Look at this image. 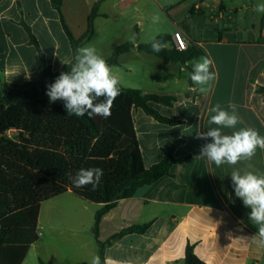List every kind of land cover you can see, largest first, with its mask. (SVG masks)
I'll use <instances>...</instances> for the list:
<instances>
[{"label": "crops", "instance_id": "obj_1", "mask_svg": "<svg viewBox=\"0 0 264 264\" xmlns=\"http://www.w3.org/2000/svg\"><path fill=\"white\" fill-rule=\"evenodd\" d=\"M97 2L62 0L60 11L74 39L87 33L88 19ZM259 2L105 0L100 3L94 34L80 47L101 37L103 30L106 39L116 31L135 34L134 41L100 43L98 52L109 53L107 60L127 41L141 44L138 39L151 29L152 17L159 15L161 23L164 18L169 20L174 32H181L185 40L194 29L201 30L199 40L193 43L214 61L216 73L202 92L196 84H189L186 66L151 56L155 58L153 71L144 74L142 86L136 89L175 96L173 107L155 103L151 106L179 124H162L141 109H133L144 164L150 168L159 163L163 148L179 140L183 143L176 149L175 157H190L183 164L173 165L171 176L140 188L134 197L119 201L101 217L98 229L101 243L125 229L149 226L144 234H126L107 246L103 261L109 257L116 264H185L186 248L192 246L205 264H264V243L257 235L258 226L249 219L250 209L235 196L230 176L234 167L242 174L245 170L264 174V150L258 148L251 160L219 168L196 158L201 147L211 142L197 139L196 134L216 127L208 121L214 114L210 109L217 103L227 111L234 106L243 121L235 129H223L225 134L251 127L264 136V94L258 92L260 87L264 88V27L260 25L263 15L255 11ZM197 5L202 6L200 11L195 10ZM209 17L215 18V25L209 26ZM100 23L105 24L104 29L98 27ZM24 25L35 35L42 55L31 43ZM76 51L50 0H0V93L4 87L39 80L42 56L56 71L73 62ZM142 54L150 56L133 48L119 58L118 65L111 66L120 87L135 88L121 72L133 75L137 66L132 60L144 59ZM122 82L130 87L121 86ZM98 209V205L83 201L72 192L43 203L38 220L39 240L29 249L24 264L31 252L49 264H90L99 251L93 234Z\"/></svg>", "mask_w": 264, "mask_h": 264}, {"label": "trees", "instance_id": "obj_2", "mask_svg": "<svg viewBox=\"0 0 264 264\" xmlns=\"http://www.w3.org/2000/svg\"><path fill=\"white\" fill-rule=\"evenodd\" d=\"M57 9L64 32L74 49L92 38L98 17V0L88 19L87 33L76 40L65 24L60 8L62 0H50ZM204 23V20L201 24ZM260 25L264 27V15ZM31 43L41 53L40 45L31 29L24 25ZM167 47L154 52L151 43L135 45L127 41L118 46L106 60L118 65L119 58L136 48L139 52L158 59L186 66L189 73L192 61L206 57L205 51L191 42L188 49L178 51L170 34L156 37ZM42 55V53H41ZM75 61L53 70L42 56L43 71L39 80L21 86L4 87L0 93V264H24L29 249L39 240L38 220L41 205L67 192L79 199L98 205L93 234L98 243V255L126 234H144L148 225L134 226L111 237L106 243L98 240L101 217L125 199L134 197L142 187L171 176V167L185 163L190 156L175 157L183 143L176 141L162 150L159 163L145 166L139 147L132 115L141 109L146 115L166 125H177L151 106V103L173 107L176 97L144 93L139 89L121 88L114 101L111 116H68L64 101L49 102L47 86L62 73L70 70ZM189 84L193 82L189 75ZM264 94V88L258 89ZM15 131L11 138L9 133ZM101 168L103 177L98 187L77 188L69 178L79 169ZM40 264H49L41 259ZM185 264H205L194 253L192 246L185 251Z\"/></svg>", "mask_w": 264, "mask_h": 264}, {"label": "clouds", "instance_id": "obj_3", "mask_svg": "<svg viewBox=\"0 0 264 264\" xmlns=\"http://www.w3.org/2000/svg\"><path fill=\"white\" fill-rule=\"evenodd\" d=\"M255 11L264 15V0L255 5ZM160 22L159 15L152 17V23ZM135 40V34L130 37ZM154 52H160L167 47L166 42L155 37L151 40ZM55 55V53H54ZM74 63L67 72H62L53 83L47 86L46 95L50 103L64 101L68 116H87L93 119L97 116L107 119L111 116L114 101L121 93L119 78L113 74L111 66L106 62L98 50L92 46H82L77 49ZM214 61L208 57H201L192 64L189 73L191 81L196 85H208L215 79ZM210 127L206 132L196 134L197 139L211 142L205 143L196 158L205 159L217 168L222 165L235 166L238 162L251 160L257 149L264 150V136L251 127L240 128L225 134V128L235 129L243 121L236 108L224 110L219 103L210 109ZM103 169H79L75 175L68 174L73 185L77 188L92 186L95 190L103 177ZM235 196L240 198L245 207L250 209L249 219L258 226V237L264 243V174L253 171H243L233 168L230 174ZM255 238V237H254ZM90 264H102L101 257L95 255ZM103 264H116L109 257H105Z\"/></svg>", "mask_w": 264, "mask_h": 264}, {"label": "rangeland", "instance_id": "obj_4", "mask_svg": "<svg viewBox=\"0 0 264 264\" xmlns=\"http://www.w3.org/2000/svg\"><path fill=\"white\" fill-rule=\"evenodd\" d=\"M155 13H157V12H155ZM211 16H212V14H211ZM243 16H245V15H243ZM163 21H164L163 23H161V22H159L157 24L151 23L150 26H149V28H151V29L146 31L143 34V36L140 39H138L139 42L142 43V44H147V43L151 42L153 37L156 38L157 36L162 35V34L173 33L174 30H175V27L173 26V24L169 20H167L166 18H164ZM214 21H215V18L212 19V18L209 17V20H208L209 26L210 25H215ZM98 27L100 29H102V28L104 29L105 28V24L100 23V24H98ZM116 30H117V28H116ZM150 30H152V32H150ZM200 32H201V30L199 28L194 29L190 35L186 36V40L188 42H190V43L191 42H196L197 40H199V37L201 35ZM119 34H121V35H119ZM120 36H122V37H120ZM104 37H105V32L103 30V31H101V37L95 38V40L89 45L94 46L98 50V47H99L100 43H105V44L108 43V45H115V44H117L120 41L123 42L124 40H131L130 39L131 36L125 34L123 31L120 32V33H119V31H116L115 35H112L108 39H106ZM187 45H188V43H187ZM99 54L102 55L104 59L109 56V53H99ZM143 57H145V58L144 59L138 58L136 60H132V62H134L136 64V66H137V70L135 71V73L133 75H128L125 70H123L121 72L122 76L124 78H126V80H128L129 84H131V86H135V88H133V89H136V88L142 86L141 81H142V78H143L144 74L147 75L148 72L153 71V69H152L153 68L152 61L155 58H153L151 56H144V55H143ZM148 59H150V60H148ZM199 60H200V58L192 61L191 62V67H192V64L194 62L199 61ZM143 68H144V71H143ZM159 71H162L161 68H159ZM186 71H187V73H189L188 70H186ZM112 72L114 74V70H112ZM121 84H123L121 86L130 87V85H128V84H126L124 82H122ZM197 87L202 92H203V90H205V85H197ZM15 135H16L15 131H11L9 133V136L11 138H13ZM42 220H43V218H42ZM43 221H47V220H43ZM39 260H40V257L36 256L35 252H31V254H29V256L27 258V264H40Z\"/></svg>", "mask_w": 264, "mask_h": 264}, {"label": "built area", "instance_id": "obj_5", "mask_svg": "<svg viewBox=\"0 0 264 264\" xmlns=\"http://www.w3.org/2000/svg\"><path fill=\"white\" fill-rule=\"evenodd\" d=\"M201 9H202L201 5L195 6V10L200 11ZM172 41L176 50L185 51L188 49L187 42L181 32L179 31L174 32L172 35Z\"/></svg>", "mask_w": 264, "mask_h": 264}]
</instances>
